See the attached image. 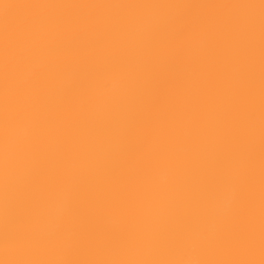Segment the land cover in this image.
I'll use <instances>...</instances> for the list:
<instances>
[{"label": "snow or ice", "instance_id": "1", "mask_svg": "<svg viewBox=\"0 0 264 264\" xmlns=\"http://www.w3.org/2000/svg\"><path fill=\"white\" fill-rule=\"evenodd\" d=\"M173 6L197 14L136 46L137 17L109 14ZM0 9V175L19 177L13 217L43 218L68 197L57 239L3 264H264V0H0ZM114 72L122 96L101 88ZM225 185L235 202L208 238L201 193ZM109 249L119 255H102ZM190 249L200 258H161Z\"/></svg>", "mask_w": 264, "mask_h": 264}, {"label": "clouds", "instance_id": "2", "mask_svg": "<svg viewBox=\"0 0 264 264\" xmlns=\"http://www.w3.org/2000/svg\"><path fill=\"white\" fill-rule=\"evenodd\" d=\"M132 15L137 17V22L130 26L128 39L134 46L146 38L152 31H159L163 37H168L176 30V22L189 15H194L192 10L183 6L173 7H148L132 12L109 13ZM74 73L65 72L58 87L62 88L71 83ZM103 92H110L122 96L127 91V85L122 83L119 73H110L104 77L101 85ZM103 105H96L94 112L102 114ZM121 113L127 111V105L120 107ZM28 127L17 130V135H26ZM115 142H109L101 149V154L114 151ZM0 158L8 159L6 148L0 150ZM167 171L162 170L157 179L164 181ZM19 182V177H9L7 173L0 175V264L3 260L11 258V254L17 251L31 253L43 245L54 242L58 237V230L65 215L68 197L61 193L51 200L44 210L43 218L19 222L14 219L12 205L15 200L14 185ZM208 208V216L201 226L202 232L211 238L218 230L219 221L226 217L235 202L236 191L234 187L225 185L216 192L205 191L201 193ZM102 255L115 257L119 255L118 250L109 249ZM161 258L196 260L199 259L195 249L183 253H163Z\"/></svg>", "mask_w": 264, "mask_h": 264}, {"label": "bare ground", "instance_id": "3", "mask_svg": "<svg viewBox=\"0 0 264 264\" xmlns=\"http://www.w3.org/2000/svg\"><path fill=\"white\" fill-rule=\"evenodd\" d=\"M7 2L15 4V3H24L26 2V0H7ZM15 14H16V10H13L12 15H15ZM2 16H3V10L0 9V18H2Z\"/></svg>", "mask_w": 264, "mask_h": 264}]
</instances>
